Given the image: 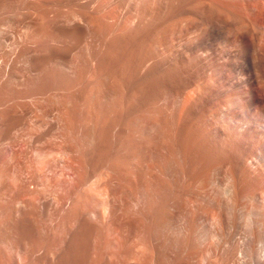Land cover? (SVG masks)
<instances>
[{
  "label": "bare ground",
  "instance_id": "obj_1",
  "mask_svg": "<svg viewBox=\"0 0 264 264\" xmlns=\"http://www.w3.org/2000/svg\"><path fill=\"white\" fill-rule=\"evenodd\" d=\"M0 264H264V0H0Z\"/></svg>",
  "mask_w": 264,
  "mask_h": 264
}]
</instances>
